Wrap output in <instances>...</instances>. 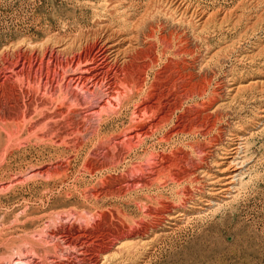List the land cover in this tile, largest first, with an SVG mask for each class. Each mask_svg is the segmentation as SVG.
<instances>
[{
	"label": "rangeland",
	"instance_id": "rangeland-1",
	"mask_svg": "<svg viewBox=\"0 0 264 264\" xmlns=\"http://www.w3.org/2000/svg\"><path fill=\"white\" fill-rule=\"evenodd\" d=\"M17 263L264 264V0H0Z\"/></svg>",
	"mask_w": 264,
	"mask_h": 264
},
{
	"label": "bare ground",
	"instance_id": "bare-ground-1",
	"mask_svg": "<svg viewBox=\"0 0 264 264\" xmlns=\"http://www.w3.org/2000/svg\"><path fill=\"white\" fill-rule=\"evenodd\" d=\"M14 76V75H13ZM79 78H81V77H79ZM79 81H81V80H79ZM84 86V85H83ZM27 118V117H26ZM20 263V262H19ZM19 263H17V264H19Z\"/></svg>",
	"mask_w": 264,
	"mask_h": 264
}]
</instances>
